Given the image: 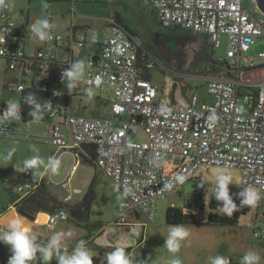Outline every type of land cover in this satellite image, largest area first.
I'll return each mask as SVG.
<instances>
[{
	"label": "built area",
	"instance_id": "built-area-1",
	"mask_svg": "<svg viewBox=\"0 0 264 264\" xmlns=\"http://www.w3.org/2000/svg\"><path fill=\"white\" fill-rule=\"evenodd\" d=\"M248 1L250 7L246 8L245 0H150L159 28L202 35L213 49L220 44L221 36L227 37L222 60L232 74L207 79L210 102L199 104L196 94L186 104L161 101L159 88L144 76L138 63L142 40L128 34L112 17L107 20L100 53L85 63L84 81L88 86L111 89L112 113L125 115L127 120L116 127L110 118L73 114L70 109L64 113L58 106L45 109L48 139L56 148L52 159L92 144L95 164L121 193L131 189L113 222L117 228L129 226L141 234L147 223L155 222L158 201L181 185L174 178L182 174L189 180L202 165L239 169L242 186L259 190L264 199V78L254 76L262 65L247 54L257 39H264V14L257 9L255 0ZM9 12V3L0 0V58L19 74L30 73V67L39 72L48 70L54 51L26 50L14 43L11 38L15 36L16 23ZM51 35L53 39L46 43H63L61 34ZM84 41V33L74 39L79 46ZM257 57L264 58V50ZM63 61L68 67L76 62L73 57ZM161 65L167 68L163 60ZM24 87L21 82L7 84L10 91L21 92ZM57 117L61 121L55 122ZM60 123L66 125L68 134L60 129ZM7 127V123L0 125V136L9 134ZM139 132H143L144 140L137 139ZM76 168L74 159L62 180H54L50 170L35 182L26 176L17 183L16 191L25 196L44 183L59 200L69 202L73 195L81 193L68 184ZM70 218L63 206L47 216L46 225L53 228L58 220ZM252 236L264 238L263 211L252 225ZM93 240L104 247H124L130 252L142 246L138 240L129 241L103 227ZM73 250L62 247L63 253L71 254ZM49 264L58 262L53 259Z\"/></svg>",
	"mask_w": 264,
	"mask_h": 264
},
{
	"label": "rangeland",
	"instance_id": "rangeland-1",
	"mask_svg": "<svg viewBox=\"0 0 264 264\" xmlns=\"http://www.w3.org/2000/svg\"><path fill=\"white\" fill-rule=\"evenodd\" d=\"M10 5V12L16 23L17 29L27 31L29 35L30 26L37 19L47 18V14L52 15L53 23L66 30V27L75 20L80 23L89 25L88 45L86 48L79 47V61L84 60L86 52L97 53L99 51L98 42L103 38V27L106 20L113 10L119 11L129 28L134 30L142 41L147 45H153L151 38L153 32L158 29V22L151 6L146 5L142 0H6ZM45 3L47 7H44ZM245 7H250V1L245 0ZM81 15V17L78 16ZM86 15V17H85ZM78 18V19H77ZM85 25V24H83ZM65 41L68 43L67 34L63 33ZM95 37V42L93 41ZM228 47V39L225 35L221 36L220 44L216 47L210 46L214 59L222 60ZM86 49V52L83 51ZM264 50V39L259 38L248 50V55L256 57V64L262 65L254 73V76L264 78V58L257 57ZM195 69V68H193ZM227 69L219 68L211 72L210 65L202 63L196 70L183 74L178 73L175 69L167 64L165 71H160L157 67H152L150 74L152 82L159 88V97L163 102L188 103L189 97L196 94L199 104L211 101V96L206 91V82L209 78H225ZM4 63L0 61V107L2 102L13 99L18 101L19 91H10L4 86L6 77ZM230 74L232 72L230 71ZM10 75V73H8ZM76 92L73 96L74 103L78 101L79 94L83 95L84 106L91 109L97 117H109L115 123L116 127L127 120V116H115L111 112L110 91L107 89L93 86L82 85V78L77 87L72 89ZM91 91L92 95L88 93ZM90 111L84 113L89 114ZM0 117H2L0 115ZM45 120V118H44ZM13 121L9 124L11 134L0 136V157L4 156L9 150L15 148L11 160L0 159V216L5 215V207L8 202L16 196V185L24 177L37 179L39 169H31L26 173L16 171L17 167L23 166V161L29 159L37 153L31 151L30 145H36L39 148L38 155L43 159L50 158L52 144L46 141L49 137V128L45 121H31L29 126L22 123V128L14 127ZM24 125V126H23ZM137 139L144 140L146 137L143 132L136 135ZM73 161L72 153L66 152L60 158V168L55 173L56 178H61L66 170L71 166ZM220 169H224L232 176V183L236 186L242 185V173L236 168H226L222 166L202 165L194 173L193 177L168 196L158 201L156 206V219L153 224L147 223L143 237L138 232L128 233L130 239L140 241L142 246L134 248L136 256H141V264H211L210 257L224 256L230 260V264H241L243 255L248 250L257 251L261 260L259 264H264V238L257 239L252 236V225L257 223L258 216L264 211V199L261 197L258 204L243 214L235 225H207L206 221L209 213V199L215 186L216 176ZM30 179V180H31ZM35 180H32L35 182ZM71 185L79 188L82 193L75 198L79 202L90 192L91 209L88 223L92 225L95 231L100 226L110 233L117 234L118 230L114 221L120 213L121 203L125 201L118 200L117 197L122 193L115 184L106 176L100 167L92 160H79L75 174L72 176ZM257 190V189H256ZM259 192V190H257ZM74 201H76L74 199ZM175 206L184 212H191L198 221L195 224H178L183 225L189 231V236L181 242L178 252H169L165 242L169 228L173 224H167L166 213L169 207ZM17 209V207H16ZM20 216L21 213L18 212ZM67 221V220H65ZM129 221H132L129 218ZM73 230H81L85 223L76 225L74 221H69ZM40 225V224H38ZM40 227L49 239L54 232L53 228L46 224ZM80 226V227H79ZM123 232L127 228L123 226ZM126 230V231H125ZM126 236V234H124ZM89 249L93 254V264H107L108 251H101L94 245ZM136 260V259H135Z\"/></svg>",
	"mask_w": 264,
	"mask_h": 264
},
{
	"label": "clouds",
	"instance_id": "clouds-1",
	"mask_svg": "<svg viewBox=\"0 0 264 264\" xmlns=\"http://www.w3.org/2000/svg\"><path fill=\"white\" fill-rule=\"evenodd\" d=\"M44 7H47L45 3ZM55 28V24L50 23L48 19H37L31 26L30 32L35 40L40 43L51 41L53 36L51 30ZM95 42V37H93ZM85 64L83 61H76L66 68L62 73V82L67 81V87L71 90L77 87L78 82L84 75ZM92 95L91 91L88 93ZM24 102L32 106L29 115L33 120L38 122L42 116L41 104L37 101L34 93H29L24 97ZM21 119V104L10 99L7 101V107L0 117V125L19 121ZM31 151L37 153L29 159L23 161L22 167L14 165L16 171L23 173L31 169H39L43 167L46 171L50 170L53 174L57 173L60 168V160L49 158L45 163L41 158L39 148L36 145H30ZM15 148L9 150L0 159L11 160ZM177 183L183 184L187 177L177 175L175 178ZM232 183V176L224 169H220L215 182L213 196L217 201H222L221 210L229 218L234 211H238L239 207L251 206L255 207L261 199V194L253 187H246L239 191L238 195L242 197L241 203L238 206L230 195L229 185ZM131 189L126 188L124 192L117 197L118 200H123L129 195ZM122 207L124 205H121ZM189 231L183 225H173L169 228L166 237L165 245L169 252H178L181 242L189 236ZM65 233L56 232L53 234L46 244L37 242V236L32 232L31 228L25 225L22 219L11 220L5 229H0V243L8 246L11 255L8 258L7 264H31V261L40 254L43 264H49L53 259L57 260L58 264H93V254L86 246V241L80 240L71 254L62 252V242ZM211 264H230V260L224 256L210 257ZM261 260L260 254L255 250H248L242 257L241 264H259ZM107 264H133L132 259L126 254L124 247H117L115 250L107 254Z\"/></svg>",
	"mask_w": 264,
	"mask_h": 264
},
{
	"label": "trees",
	"instance_id": "trees-1",
	"mask_svg": "<svg viewBox=\"0 0 264 264\" xmlns=\"http://www.w3.org/2000/svg\"><path fill=\"white\" fill-rule=\"evenodd\" d=\"M113 18L117 23L121 25V27L125 31H127L128 34L138 37L137 33L128 27L124 19H122L119 14L114 13ZM173 30L184 32L183 30H179V29H173ZM0 59L6 62V71L15 72L14 70L8 68V61L6 59L4 58H0ZM138 63L141 69L143 70L144 76L149 80L152 79L150 74V70L152 67H157L160 69V71L166 70V68H164L161 65L162 59L158 56L154 46L151 44L147 45L143 41L138 51ZM66 68H68L67 62L63 60L59 61L55 57L54 60L52 61V64L50 65V68L44 72L43 71L39 72L37 69L30 67L29 71L32 75V79L29 82H25L24 80L20 81L21 79L14 77L12 79H5L4 86L6 89L9 81H15L17 83L21 82L25 85L23 90L20 92V99L17 101L18 103L21 104V119L33 120L32 116L29 115V112L32 110V106L27 105L24 102V97L27 96L29 93H34L37 101L41 104L42 114L44 115L41 116L42 118L39 121L46 122L48 120V116L45 111V109L48 106H58L59 111L64 113L67 111V109L71 107L70 89L67 87V81L62 82V76H61V70ZM212 73L216 75L218 72H212ZM24 74L26 75L27 73ZM40 75H42V78L39 80L37 78ZM228 76H229V72L226 71L225 78H227ZM6 107H7V101L2 102L0 107L1 116L3 115V112L6 109ZM43 117L45 118V120L43 119ZM83 147L85 149L91 147L94 150V146L90 144H85ZM244 188L245 187L242 185L241 186H236L233 184L229 185L230 195H232L234 202L238 206L240 205L242 200V197H240L238 193ZM213 190L208 203V207H209L208 217L204 222V224L222 225V226L235 225L239 217L252 208L251 206L239 207V210L234 211L233 215L229 218L221 210L220 206H222L223 202L217 201L215 199V197L213 196ZM18 195L21 196L20 194ZM16 206L18 209H22L33 215H35L40 211L47 213H54L63 206H65L69 211L72 220L87 222L84 225V228L88 230L87 236L81 240H84L91 236L90 231L93 230L92 229L93 227L91 224L88 223L89 213L91 209L90 192L87 193L80 202L72 204L70 202H62L61 200H59L58 197L51 192L49 187H47L44 183H42L39 187L26 194L24 197L20 198L18 202H16ZM80 222H76V223L79 224ZM166 222L167 224L178 225V224H195L198 221L196 220V217L193 213L184 212L182 209L178 207L171 206L168 208L166 213ZM102 227L103 226H100L94 232L97 231L98 233V231ZM97 233L95 235H97ZM3 264H7V262H4ZM133 264H141V261L137 259Z\"/></svg>",
	"mask_w": 264,
	"mask_h": 264
},
{
	"label": "crops",
	"instance_id": "crops-1",
	"mask_svg": "<svg viewBox=\"0 0 264 264\" xmlns=\"http://www.w3.org/2000/svg\"><path fill=\"white\" fill-rule=\"evenodd\" d=\"M142 1L146 5L153 7L152 6V3L150 2V0H142ZM114 13L119 14L120 17L123 19L121 13L119 11H116V10H113L112 11V14H110L108 18H112ZM9 14L12 17V13L9 12ZM48 15L49 14H47V18L46 19H48L50 23H53V19H52L53 16L51 15V17H49ZM78 16L81 17L80 14H78ZM85 17H86V15H85ZM83 24H85V25H83ZM89 30H90L89 25L86 24L85 22L84 23H80L79 20H75L74 22H71L66 27V30H64V31L58 25H55V28H53L51 30V32L61 34L62 36H63V33H66L67 34V39H68V43H67L65 41L64 36H63V43L61 45H59V46L52 45V44H48L46 42L40 43L37 40H35L32 35H29V33L27 31H25V30L21 31V30H19L17 28L15 29V36H14V38H11V39H12V41L14 43H16L17 45L25 48L26 50H32V51H34V50L40 49V48H43V49L44 48L52 49L55 52L56 59L59 60V61L65 60V59H67L69 57H73L75 59V61H79L78 57H79L80 51H79L78 45L74 42V39L76 38L77 35L84 33L85 34V41H84V44L81 45V47L86 48V46L88 45L87 43H88L89 37H87V36H88ZM103 31H104L103 32V38L98 42L99 51L97 53H91L90 54V53L86 52V49L83 50V51L86 52V54L84 56V60H83L84 64L86 63V61L89 58H91L93 56H97L100 53V50H101V46H102L104 37H105V35L107 33V20H106V22L104 24ZM138 37H140V36L138 35ZM140 39L142 40V38H140ZM0 61L4 63V69L6 71V62L4 60H2V59H0ZM6 72L7 73H6L5 79H12L14 77V78L21 79L20 81H23L24 80L25 82H29L32 79L31 73H27L25 75V74H19L17 72L15 73V72H11V71H6ZM8 73H10V75H8ZM19 75H20V77H19ZM85 75L86 74H85V70H84V75L82 77V85H83V87L88 86V85H86V83L84 81L85 80ZM41 78H42V75H40L37 79L40 80ZM5 79H4V83H5ZM97 88H99V87H97ZM105 89H107L108 91H110V98H111V104H112V100H113L112 90L109 89V88H105ZM100 90H104V89H101L100 88ZM70 93H71V95H70L71 107L69 109L71 110V112L73 114L83 115V116H87V117H97L98 116L91 109H89L88 107L84 106V104H83V95L82 94H79L80 96L78 97V101H76L74 103L73 96L76 95V92H73V90L71 89L70 90ZM19 98H20V94H19ZM172 102H176V101L173 100ZM87 111H90V113L87 114V115H84V113L87 112ZM43 115L44 114H42V116ZM102 117H104V116H102ZM105 118H109V117H105ZM43 119H44V117H43ZM31 121H33V120L20 119L19 120V123H21V124H18V122H16L15 125H13V126L14 127L22 128V123L25 124L26 126H29V123ZM54 121L55 122H58V121H61V119L57 117L56 120L54 118ZM61 124L62 123H60V129L65 134H68L69 131H68V128L66 127V125H61ZM47 126H48V124H47ZM7 129L9 131V135H10L11 134V132H10L11 129L9 127V124H8ZM46 141L51 144V142L49 141L48 137H46ZM90 145H92V144H90ZM52 146H53L52 147V150H50V153H49L50 158H53V154L55 153V150H56V148H55V146L53 144H52ZM83 146L81 148H78V149H75L74 151H72V152H74V153H72V157H73L72 164L74 162V159L77 160V166H78L79 160H81V159L89 160V161L92 160V162L95 163V161H94L95 155H96L95 154V147H94V150H93L91 147L88 148V149H85ZM64 153H66V152H64ZM63 154H61V156L58 158L59 160H60V158L62 157ZM44 161H45V163L48 162L47 159L46 160L44 159ZM168 167H171V165L168 166ZM69 168L66 170L65 174L61 178H56L55 175L52 172H50L51 173V177L54 180H62L63 178L67 177V173H68ZM75 171L71 175L70 180L68 181V184L70 186H72L71 185V180H72V176L75 174ZM45 173H46V170L43 167H40V169L38 171L37 179L39 180L41 177L44 176ZM32 180H35V179H31V181ZM81 193H82V191H81ZM81 193L73 195L72 198H71V200L69 202L72 203V204L78 203L79 200H77L75 198V196L76 195H80ZM22 197H24V196H19L18 193H16V196L14 198H12L8 202L7 206L5 207V211H4V214L5 215H1L0 216V229H5L6 226H7V224L11 220L19 218V219H22L25 222V225L27 227L31 228L32 232L37 236V242L38 243H40V244H46L49 239H45L46 237L43 234V232L40 230V227L41 226H44L43 224H46L47 216L49 214H51V213H47V212L40 211V212H38V213H36L34 215L35 216L34 219L28 218V217L24 216L23 214H22V216H20L18 214V211H17L18 208L16 209V207H17L16 206V202H18V200L20 198H22ZM74 199L76 201H74ZM69 221H74V223L76 225H78L76 222H80V221L72 220L71 218L68 219L67 221H65V220H58L57 223L55 224V226L53 227L54 232L52 233V235L55 234L56 232H63V233H65L64 240L62 242V247H68L70 249H74L76 247L77 243L81 239H83V238H85L87 236L88 230L86 228H82L80 226L79 227H80L81 230H73L75 228H73V226L69 223ZM238 221H239V219H238ZM238 221H237V223H238ZM80 223H82V222H80ZM38 224H40V225H38ZM121 228H124V227H118L117 228V230H118L117 234H114V233H112V234H114L116 236L125 237L129 241H133L127 235H128V233L134 232L135 229L133 230V228L127 226L126 227L127 228V232H123L122 230H120ZM144 231H145V227H144ZM90 232H91V236L89 238L84 239V241H86V246L88 248L90 247V245H94L96 248L101 249V251H108V252H112L113 250L116 249V248H110V247H104V246L98 245L93 240L94 237L96 236L95 234L97 233V231L94 232V230H91ZM135 232H137V231H135ZM143 232L141 234L138 232L141 235V237H143ZM124 234H126V236H124ZM125 250H126V254L132 259L133 263L135 262V259L136 260L138 259L140 261L142 260V257L140 255L139 256L134 255L135 254L134 249L131 250V252L128 249H125ZM10 255H11V253L9 252L8 246L4 245L3 243H0V264H3L4 262H8V258H9ZM31 264H43L39 253H37L36 257L31 261Z\"/></svg>",
	"mask_w": 264,
	"mask_h": 264
},
{
	"label": "water",
	"instance_id": "water-1",
	"mask_svg": "<svg viewBox=\"0 0 264 264\" xmlns=\"http://www.w3.org/2000/svg\"><path fill=\"white\" fill-rule=\"evenodd\" d=\"M257 9L264 14V0H255ZM151 42L158 56L178 73H186V69L195 56L206 55L214 66H226L230 73L231 68L226 61L216 60L212 54L201 51V36L191 32H179L158 28L153 32ZM24 216L34 219V215L22 209L17 210Z\"/></svg>",
	"mask_w": 264,
	"mask_h": 264
},
{
	"label": "flooded vegetation",
	"instance_id": "flooded-vegetation-1",
	"mask_svg": "<svg viewBox=\"0 0 264 264\" xmlns=\"http://www.w3.org/2000/svg\"><path fill=\"white\" fill-rule=\"evenodd\" d=\"M201 36V51L202 52H206V53H211V49H210V44L207 42V39L200 35ZM208 63L210 65V68H211V72H215L217 69L219 68H226V66H221V67H218V66H214L210 60V58L206 55H202V56H195V58L191 61V63L189 64V66L187 67L186 69V72H189V71H192V70H196V68L200 67L202 63ZM195 68V69H193Z\"/></svg>",
	"mask_w": 264,
	"mask_h": 264
}]
</instances>
